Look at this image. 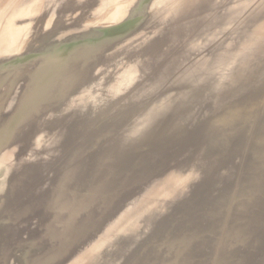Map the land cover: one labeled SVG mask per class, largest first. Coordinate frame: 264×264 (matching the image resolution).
Returning a JSON list of instances; mask_svg holds the SVG:
<instances>
[{
	"label": "rangeland",
	"instance_id": "obj_1",
	"mask_svg": "<svg viewBox=\"0 0 264 264\" xmlns=\"http://www.w3.org/2000/svg\"><path fill=\"white\" fill-rule=\"evenodd\" d=\"M0 108V264L264 257V0H0ZM64 201L54 234L40 210Z\"/></svg>",
	"mask_w": 264,
	"mask_h": 264
},
{
	"label": "bare ground",
	"instance_id": "obj_2",
	"mask_svg": "<svg viewBox=\"0 0 264 264\" xmlns=\"http://www.w3.org/2000/svg\"><path fill=\"white\" fill-rule=\"evenodd\" d=\"M262 13V12H261ZM262 17V16H261ZM13 31H16V28L15 29H13ZM22 31V30H21ZM204 31V30H203ZM12 36H14L13 37V39L15 38V32L14 33H12ZM143 56H146L145 54L143 55ZM253 56V52H252V54L251 55H249V56H247V54H241V55H238L237 57H235L234 58V63L235 64H237V65H242L243 63H244V61L246 60V59H248V58H250V57H252ZM145 58V57H144ZM147 58V60H149L148 58H150V57H146ZM140 59V58H139ZM147 60H145L144 59V61H147ZM140 65H138L137 67H139ZM133 67H136V65H134ZM134 69V68H133ZM183 81L182 82H186L187 80L186 79H182ZM21 85V84H20ZM18 86H19V84L17 85V88H18ZM16 88V89H17ZM178 90L176 89L175 90V92H177ZM96 92V91H95ZM93 93V95L92 96H94L95 95V97H96V93ZM88 94V93H87ZM105 94V93H104ZM85 95V94H84ZM89 95V94H88ZM87 95V96H88ZM102 95V97H103V94H101ZM114 96V95H113ZM171 96H173V95H171ZM84 97H86V96H84ZM83 97V98H84ZM89 97V96H88ZM99 97V96H98ZM101 97V96H100ZM82 98V97H81ZM88 99V98H87ZM90 99V98H89ZM87 100V101H90V100ZM92 99H93V97L91 98V101H92ZM111 99V98H110ZM86 100V99H85ZM108 100V99H107ZM81 103H83L84 101L81 99ZM86 101V102H87ZM35 103L36 104H32L33 105V107L32 106H28V108H26V110H24L23 111V115L25 114V115H33L34 114V112H35V110L33 109L35 106H38V107H41V106H46V105H48L47 106V108L49 107V105L51 104V102L49 103V102H46V100H37V101H35ZM92 103H94L93 101H92ZM83 105H85V103H83ZM88 105H90V106H92L91 105V102H90V104H88ZM87 105V106H88ZM95 105H96V103H95ZM89 106V107H90ZM94 106V105H93ZM85 107V110L88 108L89 109V107H87L86 108V106H84ZM95 108H98L97 106H94ZM94 107H93V109H94ZM83 108V107H82ZM101 108V107H100ZM106 108V107H105ZM1 109V108H0ZM93 109H91L92 110V112L94 113V116H93V114L91 115V117L93 116L94 118H97V116L98 115H96L95 116V114H97V113H95V111H93ZM9 110L10 109H6V110H4V111H2V109H1V113H0V119L3 117V116H5V117H9ZM41 110V108L38 110V111H40ZM101 110H103V108L101 109ZM79 111V110H78ZM104 111H106V109H104L103 110V112ZM108 111V110H107ZM70 112H72V110H70ZM80 112V111H79ZM79 112H77V114L79 113ZM91 112V111H90ZM91 112V113H92ZM99 112H101L102 113V111H99ZM62 113H64V112H62ZM68 113H69V111H68ZM67 112L63 115V116H66V114H68ZM91 113H89V115L88 116H90V114ZM53 114V113H52ZM72 114H75V111H73L72 112ZM86 114H88V112L86 111ZM70 113L67 115V117L69 116L70 117ZM49 116H51V114H49ZM55 116H57V115H55ZM59 116L60 117H62V115H58L57 117L59 118ZM73 117H74V115H72ZM100 116V115H99ZM47 116H39V118H37L35 121H34V123H32V126L31 127H24L25 129L24 130H22L21 132H20V138L18 139V140H20V141H18L19 142V144L21 145V147H24V146H31V141H33V142H35V141H37L38 140V138L40 139V140H45V139H47L48 137H49V132H48V130L49 131H51V128H55L56 127V124H57V122H56V124H55V126H53L52 124H50V122H52L53 121V123H55V121H54V119L52 120V121H50V122H48V121H46L48 118H46ZM67 117H64V118H66V120H68L69 119V117L67 118ZM57 118V120L60 122V124H58L60 127L62 126V118L60 119H58ZM74 118H76V117H74ZM104 118V117H103ZM102 118V119H103ZM46 119V120H45ZM105 119V118H104ZM56 120V119H55ZM56 120V121H57ZM65 120V119H64ZM230 120V119H229ZM37 121V122H36ZM231 122H233V120L232 121H230V123ZM63 123H65V122H63ZM227 124H229V123H227ZM50 125H51V127H50ZM57 125V126H58ZM64 125V124H63ZM53 126V127H52ZM58 126V127H59ZM57 127V128H58ZM68 127H69V125H68ZM172 129L170 130V131H173V133L175 134V132L179 129L178 128V124L176 125V124H174L173 126H170ZM185 128L187 127L186 125L184 126ZM184 127L182 128V129H184ZM190 127V126H189ZM60 129V128H59ZM63 129V128H62ZM66 129V128H65ZM181 129V130H182ZM187 129V128H186ZM56 130V129H55ZM55 130H54V132H55ZM72 130V129H71ZM180 130V129H179ZM179 130L177 131V132H179ZM188 130V129H187ZM69 131V130H68ZM63 132H64V130H63ZM66 132V131H65ZM29 133V134H28ZM53 133V132H52ZM51 133V134H52ZM171 133V132H170ZM3 133H1L0 134V146H1V144L4 142L3 141V139H4V135H2ZM47 134V135H46ZM62 134V133H61ZM65 134H69V133H65ZM172 134V133H171ZM177 134V133H176ZM179 134V133H178ZM182 134V133H181ZM27 135V136H26ZM55 136H57V135H55ZM54 135H53V137H55ZM66 135H64L63 134V137H65ZM50 137H52V135L50 136ZM62 137V138H63ZM167 137L169 138V135H167ZM174 137V136H173ZM180 137V136H179ZM206 136H204V138H205ZM56 138V137H55ZM167 138V139H168ZM51 139V138H50ZM206 139V138H205ZM171 140V139H170ZM170 140H168V142H170L171 143V141ZM183 140V139H182ZM182 140H180L179 142H181ZM207 140H208V138H207ZM211 140V138H209V141ZM3 141V142H2ZM176 141V140H175ZM188 141V140H187ZM206 141V140H205ZM209 141H207V142H209ZM17 142V143H18ZM117 142H118V139H117ZM178 142V139H177V141L175 142V143H177ZM178 142V144L179 145H181L180 143ZM16 143V144H17ZM167 143V144H169L170 146H171V144L173 145V143ZM182 144H184V143H182ZM179 145H177V146H179ZM208 145H209V143H208ZM212 145H215V143H213ZM45 147H43V149L44 148H46V145H44ZM53 146V145H52ZM36 147V146H35ZM34 147V148H35ZM56 147V146H55ZM40 148V147H39ZM39 148H38V151H39ZM171 148H173V147H171ZM174 148H175V146H174ZM19 149V148H18ZM50 149H51V147H50ZM49 149V150H50ZM53 151H55V150H53ZM234 151H236V150H234ZM52 152V151H51ZM38 153V152H37ZM39 153H40V151H39ZM38 153V154H39ZM44 153V152H43ZM47 153V152H46ZM16 154H17V152L15 153H13L12 152V154H10V152H8V154H6L5 155V157H8L9 159H12V160H14V165L15 166H19V167H25V165H24V163L27 161V160H22V161H18V157L16 156ZM45 154V153H44ZM43 154V155H44ZM47 154H49V153H47ZM46 154V155H47ZM41 155V154H40ZM46 155H44V156H46ZM168 156V155H167ZM169 157H170V155H169ZM154 159V158H153ZM160 159V158H159ZM161 160H162V158H161ZM108 161H109V159L107 160V161H105V164H108ZM163 162H161V161H157L156 159L155 160H153L150 164V168L152 169V170H154L155 172L157 171V172H160V174L161 175H158L157 176V178H156V184H159L160 182H162V181H164L165 179H166V177H168L169 176V173H168V171H167V169H166V171H163V173H161V170H163L164 169V164H162ZM13 165V166H14ZM12 166V167H13ZM14 166V167H15ZM30 166V165H29ZM16 168V167H15ZM29 168V167H28ZM100 168H103V167H101L100 166ZM99 168V169H100ZM19 170V169H18ZM30 170H32L31 168L30 169H27V171H30ZM32 175V174H31ZM59 176H57L56 178H55V180L54 181H52V184L53 185H55V186H57V184H54L53 182H58L59 181ZM229 180V179H228ZM227 180V181H228ZM29 181V180H28ZM28 181H25L24 182V185L26 186L27 185V183H29ZM227 181H225V182H227ZM229 183H230V181H229ZM157 186V185H156ZM201 188H203V187H201ZM38 189V188H37ZM155 189V188H154ZM37 191V190H36ZM203 191H205V190H203ZM153 192V190H150V194ZM207 192V191H206ZM37 193H40L39 191L37 192ZM66 194V193H65ZM65 194L62 196V198L65 196ZM203 196V195H202ZM200 197V196H199ZM210 202V200L208 201V203ZM217 202V201H216ZM60 203H61V200H60ZM218 204H220V203H218ZM69 203H68V201H64V202H62V204H60V206H52V207H49L48 209H44V207H42L41 208V210H40V212L42 213V215L43 216H45L46 217V220H45V222H47V224H49V226H48V231H52L54 234H58V233H61V234H64V230H65V224L67 223V221H68V219L70 218L69 217V215H68V213H67V209H68V207H69ZM215 206V205H214ZM218 206V205H217ZM205 207V206H204ZM219 207V209H220V206H218ZM215 208V207H214ZM208 209V208H207ZM212 209V208H211ZM218 209V210H219ZM206 210V209H205ZM215 210V209H214ZM213 210V211H214ZM212 211V212H213ZM216 211V210H215ZM54 212H57L58 214L56 215V216H52V213H54ZM216 214H217V212H216ZM210 215H211V213H210ZM55 217H58V218H55ZM57 221H59V223L57 222ZM233 226V223L231 224V227ZM231 227H230V229H231ZM55 236H57V235H55ZM236 249H238V250H235L234 252H232V257H231V259H230V264H264V257H262V256H260L261 254H258V255H254V254H251L250 252H249V250L247 249V247L246 246H244L243 248H236ZM247 251V252H246Z\"/></svg>",
	"mask_w": 264,
	"mask_h": 264
}]
</instances>
